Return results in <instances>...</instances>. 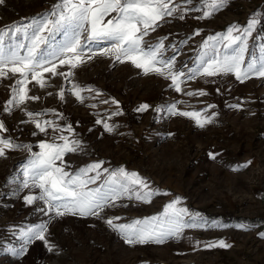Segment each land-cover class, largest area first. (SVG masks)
Returning <instances> with one entry per match:
<instances>
[{"label":"rangeland","instance_id":"1","mask_svg":"<svg viewBox=\"0 0 264 264\" xmlns=\"http://www.w3.org/2000/svg\"><path fill=\"white\" fill-rule=\"evenodd\" d=\"M57 2L3 0L0 29L30 22L49 12ZM173 3L192 10L184 14V19H180L179 12L166 17L145 37V44L167 37L162 58L174 56V70L196 68L208 37L225 34L233 24L246 25L253 16L261 22L249 37L245 59L259 58V46L264 42V0H226L222 8L204 19H197L202 15V10H196L201 8L200 0ZM197 30L199 35H193ZM5 39L15 44L24 38L21 33ZM62 39L57 33L54 43ZM110 46L107 41L94 42L92 50ZM218 48L221 54L232 51L221 45ZM58 71L67 73L69 66H59ZM72 73L68 79L45 74V87L32 81L28 94L38 99L20 107L13 105L10 112L3 109L11 97V85L19 77L0 78V120L8 129L2 135L31 145L32 153L39 152L41 141L52 142L54 135H61L51 128L46 135L27 122V112L42 113L36 118L53 121L61 128L71 125L72 132L62 134L81 142L78 151L64 156L66 171L75 172L103 161L101 179L90 187L99 186L107 178L103 169L111 172L123 167L138 173L157 194L149 203L136 200L134 195L123 196L116 207L105 208L100 217L45 216L39 211L45 207L42 201L28 205L23 199L25 195H39V189L21 186L22 167L31 153L22 148L8 150L5 157H0V264H264V238L259 235L264 233V223L244 220H264V78L253 76L240 82L234 74L197 76L185 79L183 91L177 92L169 79L145 74L131 62L121 63L104 55L85 60ZM73 84L84 89L82 101L72 95ZM61 89L62 99L57 94ZM200 90L207 94L186 95ZM173 103L180 111H199L212 120L200 127L190 117L173 116L167 111ZM141 104L150 107L137 111ZM237 104L240 107L231 106ZM117 111L121 114L112 115ZM98 119L111 125L112 131H106L103 123L97 124ZM209 153L215 154V159ZM249 161L247 167L233 170ZM176 197L181 198L178 207L198 213L197 219L203 218L206 226L186 228L180 238H169L164 243L129 245L105 222L109 217H120L116 223H129L157 215ZM204 212L231 219L210 218ZM44 221L49 222L46 235L54 246L52 251L40 240L27 245L22 256L8 251L24 245L19 235L21 227ZM238 224L246 228L236 227ZM221 239L230 247L204 246Z\"/></svg>","mask_w":264,"mask_h":264},{"label":"snow or ice","instance_id":"2","mask_svg":"<svg viewBox=\"0 0 264 264\" xmlns=\"http://www.w3.org/2000/svg\"><path fill=\"white\" fill-rule=\"evenodd\" d=\"M3 0H0L2 3ZM190 3L191 0H184ZM202 15L197 19L208 18L226 4V0H200ZM192 9L181 8L173 0H58L49 12L31 18L30 22L9 26L0 29V78H9L18 74L11 85V97L6 101L4 112H10L11 106L20 107L27 101L38 97L28 94V85L35 81L40 87L46 86L45 74L60 75L68 79L73 73L72 69L85 60H91L96 55L110 56L114 60L131 62L145 74L154 73L169 79L171 87L182 92L185 79L191 80L200 77H215L218 75L234 74L240 82L256 76L264 78V42L259 46V58L253 56L246 61L245 55L249 49V37L253 36L256 25L261 21L256 16L249 18L246 25H230L225 34L217 33L203 42L196 68L187 72L176 71L175 57L162 58L165 51L164 40L160 38L155 44H145V37L155 31L159 23L166 17L177 12L180 19ZM197 30L193 35H199ZM23 34V41L8 44L5 37L15 38ZM60 33L63 37L59 43H54L55 36ZM264 41V38H261ZM99 41L110 42V47L92 50V43ZM181 43H187L182 41ZM218 45L223 49H232L231 53L220 52ZM211 53V55H209ZM69 66L67 73L59 72V66ZM29 76L31 80H29ZM91 91V89H88ZM72 95L77 100H83L81 92L84 89L73 84ZM61 99L64 90L57 93ZM204 91H189L188 96H204ZM107 103V101H105ZM112 103H118L113 100ZM240 107L239 104L231 105ZM150 106L141 104L137 111H146ZM209 107H213L209 105ZM157 108L156 111H160ZM169 114L190 117L196 124L203 127L211 122L212 117L202 115L199 111H180L176 103L168 106ZM30 123L41 133L47 135L52 129L54 135L52 142L41 141L40 151L32 153L31 145L20 144L11 137H5L7 132L5 123L0 120V157H5L8 150L25 149L31 155L22 167V188H37L39 195H25L26 204L31 205L36 200L42 201L44 208L39 209L45 216L62 217L64 215L96 216L100 217L105 208L116 207L117 201L123 197L135 196L138 201L151 202V197L157 193L149 188L148 182L136 172H128L123 167L109 172L103 169L107 176L96 187H90L101 179L103 161L93 162L77 169L75 172L66 171L64 156L79 150L81 142L70 139L62 133L72 132L71 125L61 128L53 121H41L36 117L42 113L27 112ZM119 111L112 115H120ZM106 131L111 132L112 126L101 120ZM36 135V132L32 133ZM212 159L215 154L209 153ZM59 162V163H58ZM247 162L237 165L233 170L247 167ZM95 173V175H89ZM167 194V193H165ZM180 197L167 203L163 211L151 217L134 219L129 223H116L120 217H109L105 220L110 228L117 231L129 245L146 244L149 242L164 243L169 238H180L184 229L205 227L199 220L198 213H189L187 208L178 207ZM187 218V219H186ZM48 221L21 227L19 235L24 245L19 249H8L13 255H24L34 240L43 241L49 251L53 245L47 240ZM236 227L246 228L244 224ZM264 238V233H259ZM199 244V242H197ZM207 248L230 247L224 240L208 242Z\"/></svg>","mask_w":264,"mask_h":264},{"label":"trees","instance_id":"3","mask_svg":"<svg viewBox=\"0 0 264 264\" xmlns=\"http://www.w3.org/2000/svg\"><path fill=\"white\" fill-rule=\"evenodd\" d=\"M206 216L210 217V218H220L224 221H227V220H230L231 219V216H226L224 214H212V213H208V212H204ZM245 221H250L252 223H264V220H261L260 218L258 217H253V218H250V219H244Z\"/></svg>","mask_w":264,"mask_h":264},{"label":"built area","instance_id":"4","mask_svg":"<svg viewBox=\"0 0 264 264\" xmlns=\"http://www.w3.org/2000/svg\"><path fill=\"white\" fill-rule=\"evenodd\" d=\"M242 264H244V263H242Z\"/></svg>","mask_w":264,"mask_h":264}]
</instances>
